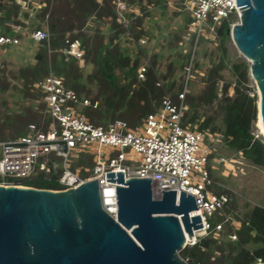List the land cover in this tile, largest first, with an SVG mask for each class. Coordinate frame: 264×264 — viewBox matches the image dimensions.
<instances>
[{"label":"built area","instance_id":"2783aa9c","mask_svg":"<svg viewBox=\"0 0 264 264\" xmlns=\"http://www.w3.org/2000/svg\"><path fill=\"white\" fill-rule=\"evenodd\" d=\"M0 2L19 5V15L28 13L27 18L20 17L17 23L7 19L6 10L0 8V47L16 45L22 38L37 44L48 41L50 33L44 20L40 27L30 25L31 19L36 21L35 15L45 6V0ZM97 2L101 3V0ZM149 4L147 7L153 5ZM181 4L191 17L187 27L190 33L195 34V43L202 33L203 36L208 32L216 36L217 27L223 21H229L230 28L239 21L240 6L236 5V0H182ZM124 8L123 1H115L116 19L126 27L128 20L122 13ZM131 11L139 13L134 9ZM124 35L134 41L128 31ZM140 42L143 43L144 39L137 43ZM2 51L0 48V53ZM55 52L60 53L65 61L74 58L79 66L84 63V48L78 39L70 40L68 35ZM145 68L144 63L138 66L139 79L144 78ZM156 84L160 85V81ZM31 89L40 94L39 100L44 105L42 112L48 124L42 129L35 123H29L24 135L0 139L1 185H22L20 180L40 172L51 174L60 189L75 188L96 179L101 207L116 220L117 173H122L124 180L149 178L152 195L156 198L161 190L167 189L174 190L176 195L184 192L194 197L197 208L189 212V217L198 215L200 227L193 229L192 240L185 246L195 244L206 235L218 237L226 226L232 229L227 237L237 239L234 230L241 225L240 216L235 210L232 214L226 212L230 196L215 190V181L210 175L211 167L221 165L227 168L234 159L215 154L214 145L223 143L221 133L200 130L197 124L183 122L187 109L184 103L186 87L177 94V102L165 93L156 109L134 126L121 119L107 125L93 123L81 108L96 107L97 101L91 103L87 97H79L64 85L62 76L53 72L34 81ZM253 135L259 137L257 133ZM109 173L113 174V180ZM212 216L220 219L210 222ZM258 261L261 260L258 258Z\"/></svg>","mask_w":264,"mask_h":264},{"label":"trees","instance_id":"16d2710c","mask_svg":"<svg viewBox=\"0 0 264 264\" xmlns=\"http://www.w3.org/2000/svg\"><path fill=\"white\" fill-rule=\"evenodd\" d=\"M115 1L101 0V3H98L97 0H45V6L36 13L35 17L36 20L45 21L50 37L48 41L37 44L34 62L19 69L23 96L37 99L38 107L32 109L29 106L24 109L23 113L5 117L0 122V139L24 135L29 123H35L42 129L47 127L48 119L42 112L44 105L39 100L40 94L32 91L31 85L49 72L62 76L64 85L73 89L79 97H85L81 94L85 90V82L96 87V94L91 98V103L97 101V106L90 105L81 108V112L95 124L107 125L115 119H121L128 125L134 126L147 113L156 109L162 96L165 93L168 94L174 84L171 82L165 85L163 81L161 82L171 73V65L168 75L158 76L154 70L155 57L153 56V59L146 65L144 78L139 79L137 77L138 57L127 55L117 42H113V39L124 35L126 31L130 33L135 42L144 38L145 31L142 21L150 12L147 5L155 2L151 1L145 5L138 3L139 13L131 10L123 11V16L128 20L127 26L124 27L116 19ZM122 1L126 7L134 3L128 0ZM0 8L6 10L7 19L13 22L18 23L20 17H28L27 12H21L19 15L20 7L17 4L10 5L0 2ZM90 18L94 21L93 33H88L85 29ZM108 19L111 23L109 26L111 35L106 43L104 35L98 28V23ZM31 20V26L40 27L38 22L33 24ZM190 21L191 17L187 13L186 27ZM230 21H233V18ZM229 24V21H223L217 27L216 38L220 48L224 46L228 38L226 31ZM73 30L75 32H72ZM187 34L190 42L194 43L195 34L190 32ZM65 35H68L70 40H79L81 47L84 48V63L92 67L84 82L81 80L82 75L78 62L74 58L65 61L60 53L55 52ZM199 41L200 37L196 40L195 46ZM185 56L187 57L186 64H192L193 54L191 56L187 53ZM221 68L222 65L218 64L209 70L207 85L198 97L185 93L184 103L187 109L183 115V122L197 124L200 130L221 133L226 146L239 152L251 164L264 170V141L260 137H254L252 132V122L256 118V95H250L251 89L246 85L248 64L245 61L231 64L230 68L236 77L232 95L227 94L229 82H223L220 87L218 85ZM117 69L122 74V79L118 77ZM157 81H160V85L156 84ZM181 91L182 89L179 92ZM177 94L168 95L172 101L177 102ZM196 101L209 105L216 101L218 111L221 112V126L213 125L215 118L212 116H207L201 121L195 111L189 116L187 110L195 108ZM20 182L22 185L36 188L60 189V185L51 174L44 175L41 172L31 178L20 180ZM216 191L226 192L230 196L226 212L232 214L235 206L231 193L221 188ZM214 217L210 222L220 219L217 216ZM239 219L241 225L234 230L237 239L232 240L227 237L232 229L226 226L219 233V236L226 237V240L222 241L219 237L206 235L195 244L185 246L179 251V255L186 260L187 264H253L258 258L264 262V207L254 206ZM257 243L259 245L251 247Z\"/></svg>","mask_w":264,"mask_h":264},{"label":"water","instance_id":"95a60500","mask_svg":"<svg viewBox=\"0 0 264 264\" xmlns=\"http://www.w3.org/2000/svg\"><path fill=\"white\" fill-rule=\"evenodd\" d=\"M236 5L239 21L226 33L249 60L264 127V0ZM116 182V220L101 207L96 179L55 190L0 184V264H187L179 251L184 230L200 227L189 217L194 197L167 189L156 198L149 178L120 172Z\"/></svg>","mask_w":264,"mask_h":264},{"label":"rangeland","instance_id":"374dc122","mask_svg":"<svg viewBox=\"0 0 264 264\" xmlns=\"http://www.w3.org/2000/svg\"><path fill=\"white\" fill-rule=\"evenodd\" d=\"M128 1H133V5H128V7L125 5L122 11L134 9L139 12L138 3L145 5L151 1L155 2L148 7L150 12L142 21L145 31L144 42H134L127 39L125 35H119L116 39H113V42H117L127 55L138 57L139 65L143 63L147 65L154 56V70L158 76L168 75V69L171 65L172 71L168 78L161 80L165 85L171 82L174 83L168 94H177L186 87L187 94L198 97L207 85L209 70L218 64L222 65L219 70L218 85L220 87L223 82H229L227 94H233L236 77L230 66L232 63L245 61L249 67V60L240 53L229 34L222 48L219 47L216 36L209 32L205 36L202 33L199 43L195 46V41L191 43L188 38L187 32L189 31L185 25L187 12L181 7L182 0ZM31 22L33 24L38 22L41 26L40 20L34 21L32 19ZM110 24L109 19L98 23V28L104 35L106 43L111 35ZM205 28L204 30H206ZM85 29L88 33H93L94 21L92 18L87 21ZM0 48L3 49L0 53V122H2L7 116L23 113L26 107L30 106L32 109L38 107L37 99L23 96V84L19 76L21 67L34 62L37 43L22 38L20 43L16 45H4ZM187 53H190L191 56L193 54L192 64H186L187 57L185 55ZM91 70L92 67L88 63H83L80 66L83 82ZM116 73L118 77L123 78L118 69ZM188 74L189 79L187 80ZM246 85L251 89L249 94H255L257 100L256 85L249 72ZM81 94L91 100L96 94V87L85 82V90ZM196 102L195 108H188L189 116L194 111L199 117V121L207 116H212L215 118L213 125L221 126V112L218 111L216 101L211 105L202 101L200 103ZM252 132L257 133L264 141V134L260 132L256 120L252 122ZM11 138L7 137L6 139ZM214 149L215 154L234 159L227 165V168L221 165L211 167L210 175L215 181V190L221 188L231 193L235 206L234 210L238 212L239 216H243L246 211L254 206L264 207V170L251 164L239 152L229 148L224 143L215 144ZM214 218L212 216L209 220L212 221ZM218 237L219 240H226L224 236L218 235ZM257 245L259 244L257 243L251 247ZM257 262H259L258 259L253 264Z\"/></svg>","mask_w":264,"mask_h":264},{"label":"bare ground","instance_id":"6f19581e","mask_svg":"<svg viewBox=\"0 0 264 264\" xmlns=\"http://www.w3.org/2000/svg\"><path fill=\"white\" fill-rule=\"evenodd\" d=\"M256 123H257V125H258V127H259L260 132H262V133L264 134V127H263L262 122H261L260 114H258V117H257V119H256ZM192 211H193V210H192ZM192 211H190V212H192ZM195 213H196V212H195ZM192 231H193V230H192ZM191 236H192V234H191V235H188V233L184 230V241H183V244H184V245H185L188 241L192 240V239H191Z\"/></svg>","mask_w":264,"mask_h":264}]
</instances>
